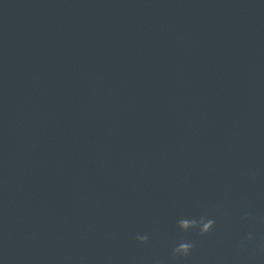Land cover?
<instances>
[{"label": "clouds", "instance_id": "clouds-1", "mask_svg": "<svg viewBox=\"0 0 264 264\" xmlns=\"http://www.w3.org/2000/svg\"><path fill=\"white\" fill-rule=\"evenodd\" d=\"M248 215L247 213L245 214ZM177 226L182 231H189L198 229L199 234L201 236H205L208 233H210L214 226H215V220L211 218H207L205 216H201L198 219L192 218H181L177 221ZM253 236L251 233H249L244 240H241L239 246H244L245 240H252ZM136 240L140 243H146L149 240V237L147 235H137ZM195 247V244L190 241H181L179 242L174 248H173V258H179V257H187L191 254L193 248Z\"/></svg>", "mask_w": 264, "mask_h": 264}]
</instances>
